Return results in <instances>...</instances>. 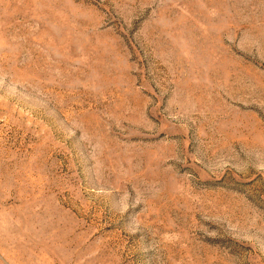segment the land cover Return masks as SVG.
<instances>
[{"label":"rangeland","instance_id":"rangeland-1","mask_svg":"<svg viewBox=\"0 0 264 264\" xmlns=\"http://www.w3.org/2000/svg\"><path fill=\"white\" fill-rule=\"evenodd\" d=\"M0 264H264V0H0Z\"/></svg>","mask_w":264,"mask_h":264}]
</instances>
